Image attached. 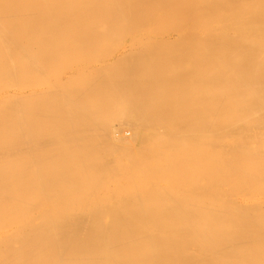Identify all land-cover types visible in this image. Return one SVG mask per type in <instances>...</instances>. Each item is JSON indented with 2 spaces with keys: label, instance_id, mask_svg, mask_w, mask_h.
<instances>
[{
  "label": "bare ground",
  "instance_id": "obj_1",
  "mask_svg": "<svg viewBox=\"0 0 264 264\" xmlns=\"http://www.w3.org/2000/svg\"><path fill=\"white\" fill-rule=\"evenodd\" d=\"M122 38L184 49L84 60ZM117 105L135 131L115 139ZM251 190L264 0H0V264H264V201L233 198Z\"/></svg>",
  "mask_w": 264,
  "mask_h": 264
},
{
  "label": "rangeland",
  "instance_id": "obj_2",
  "mask_svg": "<svg viewBox=\"0 0 264 264\" xmlns=\"http://www.w3.org/2000/svg\"><path fill=\"white\" fill-rule=\"evenodd\" d=\"M160 39H161V42L158 43V42L160 41ZM172 39H174V38H172ZM172 39H171V38H146V40L143 39L144 41L142 40L143 42H141L140 39L122 38V39H120V41H117V45L120 43L119 45L122 46V44H123L122 48H121L119 45L117 46L115 42L111 43V42H109V41H106V43L109 42V43L113 44L114 46L116 45V46H115V49H112V50H110V51H108V52H105L104 55L102 54L103 57L100 56V54L103 53V51H101V53H100V52H99L100 50H99V51H98V50H95V51H92V52H93V53H94V52H99L100 54L98 53L99 55H98V54L94 55L93 53H89L91 56H90V55H88V56L86 55L85 58L83 57V55H81L82 57L80 56V60L82 61V60H83L82 58H84V60H85V59H86V60H89L88 57H92V59H93L94 62H92L91 60H89L90 62H88V63H91V62H92L91 64H93L94 67H95V66H99V67H100V65H101V67H103V65H104V66H107V65H105V64H108V65H109V63H110V65L107 66V67H111V66H112V67H116L117 64H119V63L121 64V63H126V62H128V61H127V60H128V57H130V58H135V57L138 55V53H140L141 55L143 54L142 57H141V55H138V56H140V58L145 57L144 59H142V63H143V62H148V61H152V60H153L152 58H155L154 56L156 55V53H153V52L150 53V51H149L148 49L145 50V49H146L145 46H148L151 40H153V41H151V43H150V46H151V44H152V46H151L152 48H153L154 46H158V44H159L160 46L163 45L164 47L167 46L168 48H169V47L171 48V45L173 44V45H172L173 50H170V48H169V50H167L168 48H164V47H161V49H163V50H161V49L159 48L160 46H158L157 48H158L160 51H159L157 54H160V55H165V54L169 55V53H170L171 51H172V52L175 51V52L179 53L182 49H184V46H183L182 44H180L179 46L177 45L178 43H181L180 41L176 40L175 42H176L177 44L174 45L175 43H174V40L172 41ZM175 39H177V38H175ZM162 40L164 41V43H163ZM166 40H167V42H165ZM168 40H169V42H168ZM170 40H171V41H170ZM128 41H130V42H128ZM156 41H158V42H156ZM132 42H133V43H132ZM140 42H141V43H140ZM170 42H172V43H170ZM127 43H128L129 45H128ZM134 43H135V45H134ZM143 43H144V44H143ZM155 43H156V45H153V44H155ZM167 43H168V44H167ZM185 43H186V42H185ZM138 44H140V46L143 45V47H144L145 49H144L142 46H141V47H142V48H141ZM127 45H128V47H127ZM136 45H138V46L136 47ZM181 45H182L183 48L181 47ZM114 46H113V47H114ZM130 46H132V49H133V48H136V50L133 49V50H135V52H134V51H133V52L131 51ZM113 47H112V48H113ZM139 47H140V48H139ZM151 47H150V48H151ZM174 47H176V48L179 47V48H177V49L175 48V49H174ZM120 48H121V49H120ZM126 48H127V49H126ZM128 48H129L130 51L128 50ZM138 48H139V49H138ZM157 48L154 47L153 49L157 50ZM180 48H182V49H180ZM122 49H123V51H122ZM165 49H166V50H165ZM171 49H172V48H171ZM113 50H116L117 53L114 52ZM164 50H165V51H164ZM177 50H178V51H177ZM111 51H112V52H111ZM118 51H119V52H118ZM121 51H122V52H121ZM137 51H138V52H137ZM146 51H147V52H146ZM161 51H162L163 53H162ZM169 51H170V52H169ZM164 52H167V53L164 54ZM168 52H169V53H168ZM108 53H109V54H108ZM115 53H116V54H115ZM118 53H119V54H122V53H123V54H126V53H128V54H127L128 56H127V55H123V54H122V55H123V56H122V55H119ZM129 53H130L131 55H129ZM134 53H135V55H136V54H137V55L135 56ZM146 53H147V54H146ZM173 53H174V52H173ZM107 54H108V56H111V55H113V54H114V55L111 56V57H108ZM132 54H133V56H132ZM151 54H152V55H151ZM154 54H155V55H154ZM171 54H172V53H170V55H171ZM115 55H117V56H115ZM146 55H147V57H146ZM149 55H151V57H149ZM167 55H165V56H167ZM170 55H169V56H170ZM94 56H95V57L98 56V57L95 58ZM114 56H115V57H114ZM119 56H122V57H120V58H122V59H120ZM152 56H153V57H152ZM169 56H167V58H168ZM171 56H172V55H171ZM93 57H94V58H93ZM99 57H100V58L102 57V59L100 60ZM106 57H108V58H106ZM117 57H118L119 59H116ZM105 58H106V59H105ZM114 58H115L118 62H117L116 60H114ZM123 58H124V60H123ZM130 58H129V60H130ZM148 58H150V60H149ZM90 59H91V58H90ZM103 59H104V61H103ZM111 59L114 60V61H112ZM125 59H126V60H125ZM146 59H148V60H146ZM156 59H157V58H155V62H154V60H153L154 63H156V64H158V65H162V64H163V61H161V60L159 61V60L157 59V60L159 61V62H158ZM168 59H169V58H168ZM80 60H78V61H80ZM99 60H100V61H99ZM106 60H107V61H106ZM121 60H123L124 62H122ZM111 61H112V63H111ZM120 61H121V62H120ZM156 61H157L158 63H157ZM105 62H106V63H105ZM161 62H162V63H161ZM160 63H161V64H160ZM176 63H177V65H178V64L181 65V61H175V63H174V61H173L172 64L174 65V68H177V67H175V66H177ZM113 65H114V66H113ZM99 67H97V68H99ZM54 72H55V75H56V76L53 75V78H52L53 80H52V81H55L58 77H64L65 79L67 78V75H66V74L63 75L62 72H60V71H59L60 73H59L58 71H54ZM166 72L168 73V74H166V75L171 74V73H169L168 70H167ZM136 74H137V73H136ZM145 74H147V75H145ZM140 75L142 76V79H141V76H140ZM158 75H160V73H157V76H158ZM136 76H138V77H136V78H138L139 81H138L137 83H136V82H133V85H134V86H136V84H138L137 86H142V85H143V86H144V85L146 86L147 79H148V78L150 79V78H152V77H155V76L151 75V73H150L149 71H148V73H147V71H144V73H142V74H141V73H138ZM139 76H140V77H139ZM147 76H148V78H147ZM144 77H145L146 79H144ZM74 78H75V77H74ZM78 78L81 79L82 77H76V79H78ZM67 79H68V78H67ZM72 79H73V78H72ZM143 79H144L145 81H144ZM78 80H79V79H78ZM139 82H140V83H139ZM141 83H142V84H141ZM139 84H141V85H139ZM134 86H133V87H134ZM39 88H41V86H39ZM39 90H40V89H38V91H39ZM40 91H41V90H40ZM121 103H122V102H121V100H120L119 103H116V104H118V105L120 104L119 106H121ZM118 105H117L116 107H118ZM122 105H123V104H122ZM116 107H115V110H117V109H118V110H117V111H114V113H112V114L110 115L111 120L114 119V121H111V120H110V121H111V122H110V130H111V133L114 131V133H112V134H113V136L115 137L116 135L119 134V132L122 131V134H121V135H123V134L126 133V135H127L126 137H128V136H129L128 132L133 134L134 132H130V131H132V130L135 131V128H133L132 126L127 125V124H128L127 122H126L125 125H124V124L122 125L123 127H121V125H120L119 123H120V121H122V120L125 119V118H123L122 113L119 112V111H120V110H119L120 108L118 107V108L116 109ZM121 109L123 110V106H121ZM115 113H116V115H114V117H112L113 114H115ZM117 113H120V116H121L123 119H122V118L120 119V117L118 116L119 114L117 115ZM115 116H118L119 118L115 119ZM118 119H119V122H117V121L115 122V120H118ZM111 123H112V125H111ZM117 123H118V124H117ZM123 123H125L124 120H123ZM114 124H115V125H114ZM121 124H122V122H121ZM113 125H114V126H113ZM126 125H127V127H126ZM112 126H113L115 129H113ZM116 126H120L121 128L116 127ZM125 127H126V128H125ZM129 127H130V129H128ZM131 127L133 128L132 130H131ZM116 128H117L118 130H119V129L121 130L122 128H123V129L125 128V129H124V130H121V131H118V130H117V132H115ZM126 129H127V130H126ZM128 130H129V131H128ZM117 133H118V134H117ZM115 134H116V135H115ZM121 135L119 134V136L115 137V139H117V138L120 137ZM123 136H125V135H123ZM131 136H132V135H130V137H131ZM134 145H135V146H134ZM133 146L136 148L135 150H137V148H138L137 146H139V143H134L133 145H125L124 150L126 151L128 147H131L130 149L133 148V150H134V147H133ZM126 147H127V148H126ZM128 149H129V148H128ZM169 179H170V180H169ZM119 180H120V179H119ZM168 181H169L170 183L173 182V181L171 180V178L166 179V182H168ZM170 183L168 184L169 187L171 186ZM163 185H164V184H163ZM163 185H162V186H163ZM166 185H167V184H166ZM168 185H167V186H168ZM164 187H166V186H164ZM125 188H126V189L130 188L129 184H128L127 187H125ZM251 191H252V190H251ZM251 191H250L249 194H248V192H247V194H248L249 196H248L247 194H246L245 196L242 195V194H239V195L234 196L233 198H234L235 200H242V201L245 200V199L251 200V199H256V198H257V199H260L261 201H264V194H262L263 191H262V193L260 192L262 195H261V194L259 193V191H257V190H255V191H257V192L254 191L255 193H254V195H253V191H252V193H251ZM241 195H242V196H241ZM252 196H253V197H252ZM256 196H257V197H256ZM255 197H256V198H255ZM249 198H251V199H249Z\"/></svg>",
  "mask_w": 264,
  "mask_h": 264
}]
</instances>
